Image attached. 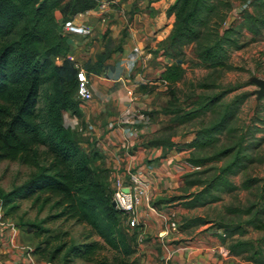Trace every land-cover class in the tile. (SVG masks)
Returning a JSON list of instances; mask_svg holds the SVG:
<instances>
[{
    "label": "trees",
    "instance_id": "1",
    "mask_svg": "<svg viewBox=\"0 0 264 264\" xmlns=\"http://www.w3.org/2000/svg\"><path fill=\"white\" fill-rule=\"evenodd\" d=\"M238 2L241 3L240 21L231 19ZM97 5L98 0H0V160L36 167L23 184L10 191L0 189V199L6 216L15 214L23 200L31 199L39 205V210L50 204L58 210L52 218L65 217L87 224L91 228L89 236H99L127 258L136 253L140 227L131 232L124 228L127 215L113 205L110 170L97 143L84 137L79 127L65 122L66 114L81 119L83 111L77 96V61L72 57L76 41L74 35L63 33L62 27L65 21ZM168 14H175L176 20L159 49L172 62L162 72L161 80L168 82L174 94L186 73V47L191 48L198 64L209 71L200 83L208 91L217 87L225 71L234 68L230 58L233 51L246 46L242 41L244 32L254 36L264 33V0H176ZM120 50L121 44L115 45L108 38L96 59L84 64L86 72L102 73L112 54ZM226 92L203 93L188 109L181 106L165 110L179 124L208 113L213 115L211 122L196 128L193 140L183 146L191 152L189 162L200 167L185 175L183 191L201 187L189 196L175 197L186 208L219 200L216 192L233 193L240 188L252 190L259 186L260 179L246 171L257 160L261 143L249 136L255 130L250 132L248 126H236L246 94L224 102ZM225 134L232 142H222ZM163 143L174 145L170 136L150 141L151 145ZM227 157L220 166L218 162ZM210 164L215 166L206 168ZM239 173L244 174L240 185L232 180ZM258 189L263 190L257 195L258 200L227 207L232 218H222L217 228L222 230L218 235L220 241L230 242V257L264 264V246L243 239L248 231L246 227L264 231V184ZM183 220L181 229L210 222L200 217ZM42 222L29 224L38 228L39 233L48 231ZM64 244L51 250V262ZM100 248L99 241L95 240L71 243L63 256L64 263L75 258L94 261Z\"/></svg>",
    "mask_w": 264,
    "mask_h": 264
},
{
    "label": "crops",
    "instance_id": "2",
    "mask_svg": "<svg viewBox=\"0 0 264 264\" xmlns=\"http://www.w3.org/2000/svg\"><path fill=\"white\" fill-rule=\"evenodd\" d=\"M117 1L119 8L110 6L104 18L90 16L80 21L93 26L94 32L76 43L72 57L77 62L84 65L89 59H96L110 36L116 45L121 44L122 50L112 54L102 73L88 74L94 97L82 102L79 130L113 161L123 181L129 179L131 171H140L149 183L152 204L162 212L174 213L178 222L183 218L180 211L183 213L186 208L182 207V200L175 197L180 195L185 175L191 171L187 164L191 152L183 146L193 140L195 134L179 141L182 144L172 139L175 142L172 146L151 145L152 139L161 136L157 122L147 125L144 116L134 107L137 96L134 101L128 96V90L134 89L135 83L149 82L146 73L161 80L162 72L172 62L159 45L173 29L176 16L168 14V9L176 0ZM58 17L61 18V14ZM106 21L107 26L115 28L113 33L102 31L100 26ZM117 24L123 27V33L116 29ZM139 219L138 240L143 242L140 255L144 264H219L224 258L222 255L225 256L226 248L218 236L221 230L205 231L204 227L189 236L149 213L145 203L140 208ZM0 244L4 246V242ZM5 252L8 251L5 249ZM8 253L5 263L15 264L17 255Z\"/></svg>",
    "mask_w": 264,
    "mask_h": 264
},
{
    "label": "rangeland",
    "instance_id": "3",
    "mask_svg": "<svg viewBox=\"0 0 264 264\" xmlns=\"http://www.w3.org/2000/svg\"><path fill=\"white\" fill-rule=\"evenodd\" d=\"M237 5L238 7L231 13V19L237 18L238 21H240L239 6L241 3L238 2ZM111 7L117 9L119 8V5L113 4ZM58 15H60V13H58ZM102 23L103 24L100 26L102 31H107V34L114 32L115 28L112 29L107 26V21ZM113 25L114 22H111L110 26ZM106 26L107 29L105 28ZM116 29L120 30V34L124 32L123 27H119L118 24ZM75 36L76 43L85 40L84 35ZM242 41L247 43L246 46L242 49L233 51L230 58L234 68L229 71H225L218 79L217 87L212 90L227 91L224 102H229L238 95L246 94V98L240 106L241 108L236 121V126H240L239 128L248 126L250 132L255 130V134H249V136L253 137L254 141L261 143L260 148L257 151V160L250 163L246 171L247 174L260 179L259 186L261 187L264 184V99L257 100L256 94L252 93V91L258 88V86L251 82V77L256 75L264 78V33L259 36H254L251 32L245 31ZM115 43L116 42H114V44ZM185 49L186 73L184 79L177 84L175 94L173 93L174 89L172 90L168 87V82L161 81L158 77L152 76L151 73H146V76L153 81L152 83L149 80V82L142 84L135 83L132 86L136 92L135 97L137 96L138 99V102L135 100L136 102L134 107L138 113L144 116L146 124L151 126L157 122V131L159 132V135H161L160 137L170 136V138L175 139L176 142L178 141V144H182L184 139H190L193 137L195 129L201 126V124L210 123L213 117L212 113H208L207 115L199 116L198 118H195L185 124H179L178 122L173 121V114L165 112L167 108L175 109L176 107L181 106L188 109L191 105H193V102L196 101L200 94H212L213 92L212 90L205 91L204 88L200 87V83L207 78L209 71L198 64L190 47H186ZM81 119L79 118V123H77L74 116L70 114L65 115L66 124L73 127H80ZM261 138L262 140L259 141ZM231 139L232 138H230L227 134L222 136L223 143H230ZM248 140L250 139L247 138V141ZM83 145L86 147L85 143ZM106 157L107 155H105V158ZM226 160H228V157L222 162H218V164L221 166L224 162H226ZM188 163L190 162L188 161L187 164ZM105 166L110 170V180L112 187L114 188L117 177L122 175V173L117 172L113 161L109 157L105 160ZM213 166L215 165L210 164L206 168ZM194 170L198 169H191L190 172ZM35 171L36 167L22 164L19 161L0 160V189L10 191L13 187L23 184ZM243 175V173H239L236 176H232V180L236 184L240 185L244 178ZM184 186L185 185L181 188H184ZM259 186H256L252 190L240 188L233 193L216 192L215 194L220 197L219 200H210L211 202H206L205 204L197 207L186 208L184 203H181L182 207L186 208L185 212L182 213L180 211L181 217L186 219L200 217L210 222L200 226L181 229L180 226L184 221L182 218V220L180 219L177 222V230H182L189 236L196 233L197 230L202 228L204 229V227L206 228L205 231L208 229H211L212 231L221 230L217 228V223L221 221L222 218H225V220H230L232 218L230 213H228L227 207L242 206L251 201L258 200L257 195H261L263 191L258 189ZM200 189L201 187H194L186 192L182 190L179 193L180 195L186 194L189 196L192 192H197ZM57 212V208H53L50 204L46 205L42 210H39V205L34 204L31 199H28L21 202V206L15 214L8 215V217H10L20 229V244L24 246H31L34 250L36 249L35 257L37 262L50 261L49 257L51 250L61 243H65L61 252L57 255V258L53 262V264H65L63 256L68 245L71 243H81L84 241L95 240L99 241L101 248L95 254L94 261L75 258L67 264H98L101 262L109 264H144L142 256L140 255V244L143 243L142 241H137L136 253L127 258L123 257L121 253L111 249L107 244H105L104 240L99 236H89L91 235V228L87 224L78 223L73 219H67L65 217L52 218ZM40 221H44L41 225L46 227L48 231L39 233L40 230L38 228H34L29 224ZM123 226L126 231L130 228L127 219L124 220ZM246 230L248 231L243 239L253 241L256 245L264 246V231L256 230L251 227H246ZM131 231L132 230L130 229L129 232ZM47 239L49 242H46ZM229 244V241L227 244H224L227 250L229 249ZM222 256L224 258H221L219 264H254L244 260L242 257L233 258L230 257L229 254ZM8 259L9 253L5 252L4 246L0 244V264H4Z\"/></svg>",
    "mask_w": 264,
    "mask_h": 264
},
{
    "label": "built area",
    "instance_id": "4",
    "mask_svg": "<svg viewBox=\"0 0 264 264\" xmlns=\"http://www.w3.org/2000/svg\"><path fill=\"white\" fill-rule=\"evenodd\" d=\"M117 0H98L96 8L87 10L84 13L79 14L76 18L69 19L63 24V33L72 35H91L94 32L93 26L90 24L80 22L81 19L90 16H96L104 18L107 9L113 4H117ZM60 59H58L59 61ZM78 68V98L83 101H89L93 99L94 93L90 86V79L86 72L84 65L77 62ZM166 82V81H163ZM128 96L130 101L135 99V91L133 88L128 90ZM77 118V117H76ZM78 119V118H77ZM73 127V126H72ZM191 169H199L200 167L188 163ZM113 201L116 203V207L123 210L127 215V221L130 228L140 227L141 222L139 219V212L141 206L145 203L149 213L159 217L164 222L169 223L172 229H177L178 223L174 219V213L162 212L157 209L151 201V192L147 179L141 174L140 171H131L129 179L123 181L122 178L117 177L114 184ZM0 235L1 241L4 242L5 249L17 255L16 263L27 264H53L51 261L37 262L34 248L31 246H24L20 244V229L18 225L4 213L3 202L0 199ZM166 249L169 250L167 243L164 242ZM225 255L229 253L227 249H224ZM15 263V264H16Z\"/></svg>",
    "mask_w": 264,
    "mask_h": 264
},
{
    "label": "water",
    "instance_id": "5",
    "mask_svg": "<svg viewBox=\"0 0 264 264\" xmlns=\"http://www.w3.org/2000/svg\"><path fill=\"white\" fill-rule=\"evenodd\" d=\"M241 9H239L240 11ZM251 82H253L254 84H256L258 86V88L254 89L252 91L253 94H256V99L260 100L261 98L264 97V78L263 77H259V76H252L251 77ZM113 205L115 206L116 203L113 201Z\"/></svg>",
    "mask_w": 264,
    "mask_h": 264
}]
</instances>
